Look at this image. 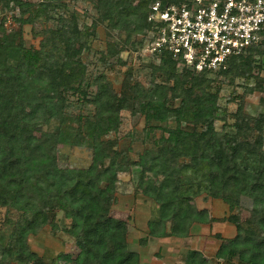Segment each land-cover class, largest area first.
Instances as JSON below:
<instances>
[{
  "label": "trees",
  "instance_id": "obj_1",
  "mask_svg": "<svg viewBox=\"0 0 264 264\" xmlns=\"http://www.w3.org/2000/svg\"><path fill=\"white\" fill-rule=\"evenodd\" d=\"M5 1L14 2L21 13L28 10V4L21 0ZM92 1L101 10L102 18L114 21V25L118 19L141 13L139 29L146 28L144 18L155 0H138L134 5L130 0ZM40 7L42 12L46 10V4ZM114 13L117 19H113ZM49 33L50 51L43 49L47 43L24 52L21 43L14 45L9 40H0V205L20 211L9 245L0 248L1 260L7 256L20 264H43L28 250L25 237L47 223L57 210L70 219L66 232L77 247L74 264H130L134 255L124 243V224L107 216L115 181L112 161L103 166L102 158L108 153L96 144L100 134L113 129L118 111L127 107L125 97H117L104 85L99 86L92 101L94 118L84 123L85 132L92 136L91 161L84 168L59 167L56 147L67 142L69 135L61 127L46 132L32 119L38 113L45 120L58 117L66 93L79 90L84 65L78 59L82 45L74 43L80 37L74 22L67 21ZM262 46L264 42L248 47L246 52L258 51ZM245 53L231 60L236 75L249 74L251 57ZM7 58L13 62L8 63ZM159 59L155 68L172 81L168 87L170 95L179 97L180 102L177 107L164 108L162 85H151L145 95L153 97L157 92L154 99L163 106L156 113L157 118L169 112L176 124H185L177 133L160 139V145L144 152L137 163L141 166L138 186L144 195L158 203L160 210L158 226L150 223L149 235L185 237L192 222L211 220L206 210L197 209L184 192L196 196L205 190L210 197L225 202L230 210L243 195L253 203L251 210L257 216L258 230L243 231L237 215H228L235 233L227 243L219 244L215 255L224 260L235 258L240 264H264V150L261 149L264 111L253 118L254 125L250 126L248 121L252 118L242 116L237 106L232 114V131H217L212 124L216 94L207 91L208 79L185 69L176 72L175 61L165 54ZM29 88L37 89L29 94ZM195 89L202 97L195 94ZM251 127L256 135L249 140L245 131ZM71 138L76 140L75 136ZM243 154L256 160L253 170L238 166ZM144 172L159 176L158 184L146 179ZM177 264H206V260L199 251L190 250Z\"/></svg>",
  "mask_w": 264,
  "mask_h": 264
},
{
  "label": "rangeland",
  "instance_id": "obj_2",
  "mask_svg": "<svg viewBox=\"0 0 264 264\" xmlns=\"http://www.w3.org/2000/svg\"><path fill=\"white\" fill-rule=\"evenodd\" d=\"M21 1L28 4V10L24 13L14 2L0 0V40H9L14 45L21 43L24 52L37 50L41 43H47L43 49L50 51V30L72 21L80 32L79 39L74 42L82 45L78 59L84 65V70L79 90L66 93L58 117L45 120L38 113L37 118L32 119L37 127L46 132L61 127L63 133L69 135L67 142L56 147L59 167L84 168L91 161L92 136L85 132L84 123L94 118L92 101L99 86L104 85L117 97H125L127 107L118 111L115 126L100 134L96 144L108 153L106 158H102L103 166H108L112 161L115 181L107 216L120 219L124 224V243L127 251L134 255L130 264H177L190 250L199 251L206 264H240L235 258L224 260L216 257L215 252L220 243H227L235 233L234 226L227 220L228 215H237L243 231L258 230L257 216L251 210L253 203L243 195L238 197L237 205L230 210L225 202L210 197L205 190L196 196H190V191L184 192L191 199L189 202L197 209H205L211 220L192 222L185 237L149 235V224L156 225L160 221V210L158 203L144 195L138 186L141 166L137 163L144 152L155 150L161 143L160 139L177 133L185 123L176 124L169 112L163 118H157L156 113L163 106L177 107L180 98L171 97L168 87L172 81L155 68L160 59L142 51L145 27L137 29L143 19L142 14L118 19L117 25H114V21L102 18L101 10L95 7L92 0ZM137 1L130 0V3L134 5ZM44 4L46 10L42 12L40 6ZM112 17L117 19L118 15L114 13ZM245 54L251 57L247 76L236 75L234 67L225 74H198L175 61L176 72L185 69L208 79L207 91L216 94L212 124L217 131H232V114L238 109L237 106L242 116L252 118L248 121L250 126L254 125L253 118L264 111V46ZM6 61L13 62L12 58ZM238 64L242 70L241 63ZM151 85L164 86L163 106L161 101L154 99L157 92L153 97L145 95ZM249 88L253 89L250 91ZM35 89L29 88L28 93H33ZM43 91L49 93V90ZM195 94L202 97L197 89ZM42 102L45 104L47 100L43 99ZM52 102L55 106L56 102ZM245 133L249 140L256 135L254 128ZM73 136L76 140L71 138ZM261 143L264 150V122ZM255 165L256 160L246 154L238 160L240 168L253 170ZM144 177L151 179L155 185L160 180L159 176L149 172H144ZM19 214L20 211L0 205V248L9 245ZM69 223L70 219L61 211H54L47 223L26 235L28 250L39 257L43 264H74L77 247L73 237L66 232ZM165 225L168 231V224ZM1 255L0 249L2 264H20L7 256L1 260Z\"/></svg>",
  "mask_w": 264,
  "mask_h": 264
},
{
  "label": "built area",
  "instance_id": "obj_3",
  "mask_svg": "<svg viewBox=\"0 0 264 264\" xmlns=\"http://www.w3.org/2000/svg\"><path fill=\"white\" fill-rule=\"evenodd\" d=\"M144 20L142 51L198 74L230 69L232 59L264 42V0H155Z\"/></svg>",
  "mask_w": 264,
  "mask_h": 264
}]
</instances>
